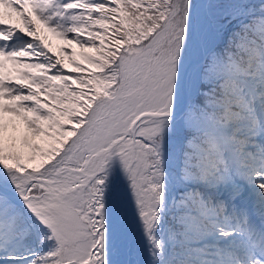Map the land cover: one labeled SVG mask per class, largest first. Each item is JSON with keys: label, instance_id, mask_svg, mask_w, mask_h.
Masks as SVG:
<instances>
[{"label": "snow or ice", "instance_id": "snow-or-ice-1", "mask_svg": "<svg viewBox=\"0 0 264 264\" xmlns=\"http://www.w3.org/2000/svg\"><path fill=\"white\" fill-rule=\"evenodd\" d=\"M0 9V264H264V0Z\"/></svg>", "mask_w": 264, "mask_h": 264}, {"label": "rangeland", "instance_id": "rangeland-1", "mask_svg": "<svg viewBox=\"0 0 264 264\" xmlns=\"http://www.w3.org/2000/svg\"><path fill=\"white\" fill-rule=\"evenodd\" d=\"M0 14H2V19L4 20L5 24H15L17 27L22 26V22L19 20L18 15L15 12H11L8 9H0ZM42 34L47 35L49 42L52 44V51L56 55H61L64 58L65 64L67 67H71V65H68V56L64 53L60 52V48H72L75 50L77 53L80 52V49L77 48L75 45H67L64 41L59 40L55 36H53L51 33L46 32V30H43L42 26ZM76 59H79L77 56Z\"/></svg>", "mask_w": 264, "mask_h": 264}]
</instances>
